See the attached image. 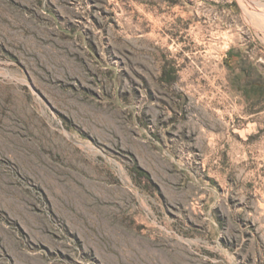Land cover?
Listing matches in <instances>:
<instances>
[{"label":"rangeland","instance_id":"374dc122","mask_svg":"<svg viewBox=\"0 0 264 264\" xmlns=\"http://www.w3.org/2000/svg\"><path fill=\"white\" fill-rule=\"evenodd\" d=\"M239 1L0 0V264H264Z\"/></svg>","mask_w":264,"mask_h":264},{"label":"bare ground","instance_id":"6f19581e","mask_svg":"<svg viewBox=\"0 0 264 264\" xmlns=\"http://www.w3.org/2000/svg\"><path fill=\"white\" fill-rule=\"evenodd\" d=\"M239 2H240L241 5H243V6H241L242 8L245 7V8H248V9H252V10L255 11L256 15L264 16V4L258 3V2H253V1H250V0H240ZM245 11H247V10L245 9Z\"/></svg>","mask_w":264,"mask_h":264}]
</instances>
